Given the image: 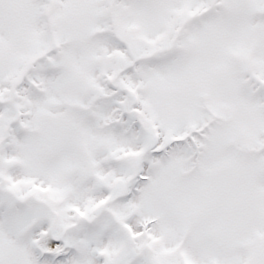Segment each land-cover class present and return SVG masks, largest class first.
Instances as JSON below:
<instances>
[{"label":"snow or ice","instance_id":"snow-or-ice-1","mask_svg":"<svg viewBox=\"0 0 264 264\" xmlns=\"http://www.w3.org/2000/svg\"><path fill=\"white\" fill-rule=\"evenodd\" d=\"M0 264H264V0H0Z\"/></svg>","mask_w":264,"mask_h":264}]
</instances>
